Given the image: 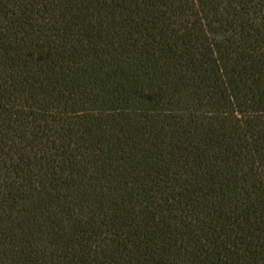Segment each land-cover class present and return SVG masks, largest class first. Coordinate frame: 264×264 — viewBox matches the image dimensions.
<instances>
[{
  "label": "trees",
  "instance_id": "1",
  "mask_svg": "<svg viewBox=\"0 0 264 264\" xmlns=\"http://www.w3.org/2000/svg\"><path fill=\"white\" fill-rule=\"evenodd\" d=\"M0 264H264V0H0Z\"/></svg>",
  "mask_w": 264,
  "mask_h": 264
}]
</instances>
